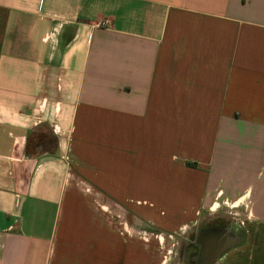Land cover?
<instances>
[{
  "label": "crops",
  "instance_id": "0c3cea01",
  "mask_svg": "<svg viewBox=\"0 0 264 264\" xmlns=\"http://www.w3.org/2000/svg\"><path fill=\"white\" fill-rule=\"evenodd\" d=\"M186 247L264 264V0H0V264Z\"/></svg>",
  "mask_w": 264,
  "mask_h": 264
},
{
  "label": "flooded vegetation",
  "instance_id": "af4514ba",
  "mask_svg": "<svg viewBox=\"0 0 264 264\" xmlns=\"http://www.w3.org/2000/svg\"><path fill=\"white\" fill-rule=\"evenodd\" d=\"M190 250V248L189 247H186V256H185V260H186V263L187 264H197V259H193L192 258V255L194 254V253H196L197 252V250L196 249H194V250H191V251H189ZM197 254V253H196Z\"/></svg>",
  "mask_w": 264,
  "mask_h": 264
},
{
  "label": "rangeland",
  "instance_id": "374dc122",
  "mask_svg": "<svg viewBox=\"0 0 264 264\" xmlns=\"http://www.w3.org/2000/svg\"><path fill=\"white\" fill-rule=\"evenodd\" d=\"M185 249V247L183 246V250ZM184 253H185V251H184Z\"/></svg>",
  "mask_w": 264,
  "mask_h": 264
}]
</instances>
